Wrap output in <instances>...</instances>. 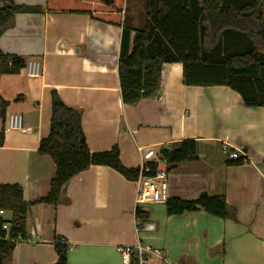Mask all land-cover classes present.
Wrapping results in <instances>:
<instances>
[{
    "label": "crops",
    "instance_id": "crops-1",
    "mask_svg": "<svg viewBox=\"0 0 264 264\" xmlns=\"http://www.w3.org/2000/svg\"><path fill=\"white\" fill-rule=\"evenodd\" d=\"M14 1L32 8L47 4ZM127 4L124 23L138 29L133 18L139 11H128ZM121 38L122 28L85 14H16L15 26L0 37V49L26 63L39 62L42 72L31 77L25 68L0 78V94L10 102L5 120L0 118V184L22 186L27 202L50 192L56 166L38 148L50 133L56 90L68 106L83 111L91 152L117 146L128 169L145 163L172 167L169 198L223 196L235 218L203 211L168 216L165 204H137L138 181L107 166H91L67 183L57 206L32 207L28 239L17 244L8 264H55L56 236L70 244L69 264H122L117 247L139 242L163 253L164 262L152 258L150 264H264V107L246 106L226 86L185 85L181 63L163 66L155 96L125 104L118 73ZM12 116H21L29 132L12 129ZM183 141L196 142L197 160L165 164L161 150L178 149ZM149 149L157 157L147 163L143 155ZM233 152L246 163L229 164L236 160L230 158ZM137 206L148 213L154 231L143 230L146 222L138 229ZM2 217L10 219V213Z\"/></svg>",
    "mask_w": 264,
    "mask_h": 264
},
{
    "label": "trees",
    "instance_id": "trees-1",
    "mask_svg": "<svg viewBox=\"0 0 264 264\" xmlns=\"http://www.w3.org/2000/svg\"><path fill=\"white\" fill-rule=\"evenodd\" d=\"M125 1L47 0L45 7L32 8L1 0L0 37L15 26L19 13L89 15L97 22L122 28L118 73L125 104L135 106L155 96L163 66L181 63L185 85L226 86L238 92L246 106L264 107V0H144L145 21L138 29L124 23ZM26 66L20 56L0 49V78ZM51 95L50 133L41 140L38 153L52 159L56 174L50 192L34 202L25 201L22 186L0 184V211L10 213V219L0 216V264H8L17 244L28 239L27 217L32 207L57 206L67 183L89 167L107 166L134 182L141 173L140 168L123 165L117 146L91 152L82 126L83 111L68 106L56 90ZM9 105L0 94V118L5 120ZM3 140L4 131L0 132V146ZM161 160L167 165L197 160L196 142L183 141L178 149H162ZM246 161L238 158L229 164L243 165ZM150 166L155 171L158 165ZM171 168L168 166L167 172ZM165 205L168 216L203 211L224 220L235 218L223 196L204 193L193 201L169 198ZM135 218L140 229L148 213L137 206ZM53 244L58 255L55 264H69L68 241L56 236Z\"/></svg>",
    "mask_w": 264,
    "mask_h": 264
},
{
    "label": "built area",
    "instance_id": "built-area-1",
    "mask_svg": "<svg viewBox=\"0 0 264 264\" xmlns=\"http://www.w3.org/2000/svg\"><path fill=\"white\" fill-rule=\"evenodd\" d=\"M29 76L39 77L42 72L41 64L37 61H29L26 66ZM10 127L12 129H20L22 132H29L28 129L22 128V117L12 116L10 119ZM157 154L153 149H149L143 155L144 162H151ZM240 156L237 152L230 154L231 159H238ZM138 185L139 194L137 198L138 205L145 204H166L169 199L168 172L165 168H157L155 171L146 163L140 168ZM4 211H0L3 216ZM9 225L5 224L4 229L8 230ZM156 228L155 224L146 222L143 230L152 232ZM118 253L121 255L122 264H150L152 258L164 262L163 253L155 248L142 245L140 242L135 245H120L117 247Z\"/></svg>",
    "mask_w": 264,
    "mask_h": 264
},
{
    "label": "rangeland",
    "instance_id": "rangeland-1",
    "mask_svg": "<svg viewBox=\"0 0 264 264\" xmlns=\"http://www.w3.org/2000/svg\"><path fill=\"white\" fill-rule=\"evenodd\" d=\"M142 2L144 3V0H142ZM142 2H140V1L138 2L136 0H128V4H127V10L128 11H130L132 8H136L139 11V13L136 15V17L133 18L135 21V22L133 21V24L137 28H139L143 22L144 4H142ZM262 11L264 12V2L262 4ZM141 16H142V18H141ZM137 17H139V18H137Z\"/></svg>",
    "mask_w": 264,
    "mask_h": 264
}]
</instances>
